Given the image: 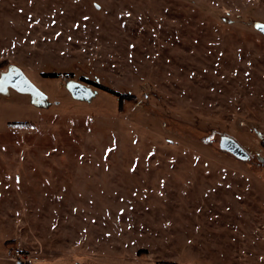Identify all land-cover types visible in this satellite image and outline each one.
I'll use <instances>...</instances> for the list:
<instances>
[{"label": "rangeland", "instance_id": "1", "mask_svg": "<svg viewBox=\"0 0 264 264\" xmlns=\"http://www.w3.org/2000/svg\"><path fill=\"white\" fill-rule=\"evenodd\" d=\"M255 22L264 0H0V80L46 96L0 92V264H264Z\"/></svg>", "mask_w": 264, "mask_h": 264}, {"label": "water", "instance_id": "2", "mask_svg": "<svg viewBox=\"0 0 264 264\" xmlns=\"http://www.w3.org/2000/svg\"><path fill=\"white\" fill-rule=\"evenodd\" d=\"M253 26L255 30L264 35V23L255 22ZM1 86L11 88L20 94L29 95L34 100L42 102L46 99L45 94L34 86L22 71L15 66H10L8 72L2 76ZM66 89L71 97L77 101H89L95 95L91 88L77 82L68 83ZM219 148L221 151L227 152L241 161H246L249 157L247 152L236 141L225 136L221 137Z\"/></svg>", "mask_w": 264, "mask_h": 264}, {"label": "built area", "instance_id": "3", "mask_svg": "<svg viewBox=\"0 0 264 264\" xmlns=\"http://www.w3.org/2000/svg\"><path fill=\"white\" fill-rule=\"evenodd\" d=\"M10 258L15 264H27L26 259L22 257L19 250H15Z\"/></svg>", "mask_w": 264, "mask_h": 264}, {"label": "trees", "instance_id": "4", "mask_svg": "<svg viewBox=\"0 0 264 264\" xmlns=\"http://www.w3.org/2000/svg\"><path fill=\"white\" fill-rule=\"evenodd\" d=\"M46 77H49V78H55L56 77V74H54V73H52V74H47V75H45ZM80 81H83V82H86V81H88V80H85V78H81L80 79ZM90 84L91 85H93V86H95V87H97V88H100V89H102L101 87H99L97 84H95V83H91L90 82ZM104 90V89H103ZM105 91H109L110 92V90H105ZM110 93H112L114 96H116V97H120L121 95L119 94V93H117V92H113V91H111Z\"/></svg>", "mask_w": 264, "mask_h": 264}, {"label": "flooded vegetation", "instance_id": "5", "mask_svg": "<svg viewBox=\"0 0 264 264\" xmlns=\"http://www.w3.org/2000/svg\"><path fill=\"white\" fill-rule=\"evenodd\" d=\"M1 81V80H0ZM7 88H5V87H3V86H1L0 87V92H2V91H4V90H6ZM11 89V88H10ZM38 101V100H37ZM39 102V101H38Z\"/></svg>", "mask_w": 264, "mask_h": 264}]
</instances>
